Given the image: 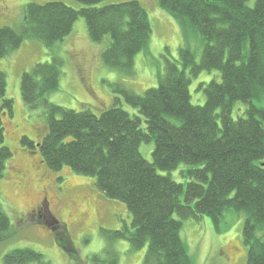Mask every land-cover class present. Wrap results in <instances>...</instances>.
<instances>
[{
	"label": "trees",
	"instance_id": "trees-1",
	"mask_svg": "<svg viewBox=\"0 0 264 264\" xmlns=\"http://www.w3.org/2000/svg\"><path fill=\"white\" fill-rule=\"evenodd\" d=\"M74 1L82 8L59 2L28 4L20 32L0 28V60L24 40L42 43L51 56L50 63L24 72L20 83L23 104L41 109L45 117L46 133L35 149L42 162L54 172L66 167L92 179L105 198L125 206L130 227L111 237L113 243L127 242L133 252L147 247L143 264H194L180 238L183 222L208 217L217 226L227 210L245 217L246 264H264V239L256 236L264 227V126L259 120L264 114L250 109L243 118H232L236 103L264 99V0H254L253 7L248 6L250 0H157V6L178 22L183 37L198 34L204 48L198 65L192 51L180 49L181 70L177 62L166 60L157 87L141 95L116 85L114 93L136 116L118 106L96 115L48 102L61 76L54 45L70 35L77 19H84L91 42L109 38L103 64L125 76L133 74L134 57L150 39L148 15L137 1L102 7L96 6L106 0ZM185 70L192 76L220 72V82L205 86L203 106L191 105ZM5 94L6 76L0 71V179L12 156L4 146L2 121L12 116L13 103ZM149 142L154 143L152 163L139 151ZM21 143L34 151L27 137ZM180 164L192 167L181 173L188 179L185 185L158 174ZM10 236L11 223L0 205V243ZM65 237L54 234L57 246L75 253ZM3 264L51 263L25 248L5 255Z\"/></svg>",
	"mask_w": 264,
	"mask_h": 264
},
{
	"label": "rangeland",
	"instance_id": "rangeland-1",
	"mask_svg": "<svg viewBox=\"0 0 264 264\" xmlns=\"http://www.w3.org/2000/svg\"><path fill=\"white\" fill-rule=\"evenodd\" d=\"M129 1H137L145 9L151 29L147 47L134 57L133 74L125 76L104 66L102 53L109 38L105 37L101 44L91 42L84 19L79 18L70 35L54 45L53 52L62 62L61 76L57 90L47 95L49 103L76 112L89 109L96 115L118 106L136 116V111L114 93L116 85L138 95L156 88L166 60H174L181 70L179 50L182 48L192 51L195 64L200 63L204 46L199 35L191 33L184 38L178 22L157 6V0H106L96 7ZM49 2L63 3L74 10L82 8L74 0H0V28L20 32L25 6ZM253 5L254 0H250L248 6ZM50 62L48 49L35 40H24L19 49L0 60V71L6 76L5 98L13 103L12 116L2 121L4 146L10 149L12 156L0 179V205L10 220L11 236L0 243V264L5 255L25 248L42 254L51 264H143L147 247L133 252L125 241L113 243L111 233L131 224L122 203L105 198L92 179L79 176L69 168L50 170L41 162L39 151L32 154L21 143L22 138L27 137L37 144L46 133L42 110H30L21 100L22 74L36 64ZM185 74L190 79L191 105L203 106L204 88L212 81L220 82V72L213 70L192 76L185 70ZM250 109L264 114V99L236 103L232 118H243ZM259 120L264 126V119ZM153 149V142L139 147L148 163H152ZM190 169L192 167L180 164L175 170L158 171V174L169 175L185 185L188 179L181 173ZM43 198L49 202L56 225L44 213L39 217L34 215L40 204L43 205ZM244 222V215L233 210H227L217 226L208 217L199 221L189 219L182 224L180 238L194 264H246L248 247L243 241ZM54 234L66 236L75 253L60 249ZM256 236L264 239V227L257 230Z\"/></svg>",
	"mask_w": 264,
	"mask_h": 264
},
{
	"label": "flooded vegetation",
	"instance_id": "flooded-vegetation-1",
	"mask_svg": "<svg viewBox=\"0 0 264 264\" xmlns=\"http://www.w3.org/2000/svg\"><path fill=\"white\" fill-rule=\"evenodd\" d=\"M38 136H39V135H37V137H38ZM36 139H38V138H36ZM41 140H42V139H41ZM41 140H40V142H41ZM31 142L33 143V141H31ZM40 142L37 143V144H34V151H35V149H38ZM34 151H32V154H34V153H33ZM37 151H38V150H37ZM40 158H41V156H40ZM41 162H42V161H41ZM41 213H44L46 217L48 216V217L51 219L52 223H53V221H55L54 216H53V215L51 214V212H50L49 202L47 201L46 198H43V205L40 204V206L38 207V210L35 212L34 215H38V217H39V216L41 215ZM34 215H33V216H34ZM40 218H41V217H40ZM45 219H46V218H45Z\"/></svg>",
	"mask_w": 264,
	"mask_h": 264
},
{
	"label": "bare ground",
	"instance_id": "bare-ground-1",
	"mask_svg": "<svg viewBox=\"0 0 264 264\" xmlns=\"http://www.w3.org/2000/svg\"><path fill=\"white\" fill-rule=\"evenodd\" d=\"M54 219H56V218H54ZM53 225H56L57 224V222H56V220L55 221H53V223H52ZM50 226V225H49Z\"/></svg>",
	"mask_w": 264,
	"mask_h": 264
},
{
	"label": "water",
	"instance_id": "water-1",
	"mask_svg": "<svg viewBox=\"0 0 264 264\" xmlns=\"http://www.w3.org/2000/svg\"><path fill=\"white\" fill-rule=\"evenodd\" d=\"M264 167V165H262Z\"/></svg>",
	"mask_w": 264,
	"mask_h": 264
}]
</instances>
